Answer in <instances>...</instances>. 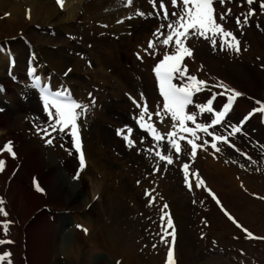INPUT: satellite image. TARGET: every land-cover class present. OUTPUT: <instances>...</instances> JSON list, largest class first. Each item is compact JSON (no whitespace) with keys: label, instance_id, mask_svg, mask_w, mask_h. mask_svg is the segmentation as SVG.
Listing matches in <instances>:
<instances>
[{"label":"bare ground","instance_id":"bare-ground-1","mask_svg":"<svg viewBox=\"0 0 264 264\" xmlns=\"http://www.w3.org/2000/svg\"><path fill=\"white\" fill-rule=\"evenodd\" d=\"M121 1L119 0V2ZM54 3L56 8L53 1L50 0H0V69L7 68L6 59H8V54L6 51L10 49L14 51L10 54L14 61L13 75L16 76L17 70L26 66L27 53L30 49L32 58L29 61V67H35L37 74L40 76L47 73L48 78L42 77L45 82L49 80L50 85L54 88L66 89L80 103L89 104L88 112L77 121L85 167L80 170L79 163L72 164L73 167H70V171L69 167H66L68 169L67 173L71 174L76 181L75 183H77V188H67L64 181L68 180V176L59 173L57 168L62 165L60 164L61 160L66 158V153L63 152L64 149L57 150L53 144L46 142L47 139H51L50 137L55 135L51 128H48L51 135L46 138L44 133L38 132V127H48V117L44 112L38 94L31 88L33 90L32 93L38 98L37 102L35 97L30 94L25 95V99H21L12 90L11 82L0 78V107L4 108H0V132L3 133L0 138V160L4 161V169L0 171V199L4 200V207L8 213L6 218L0 217V220L7 219L12 222L8 234H0V240L5 237L4 241H10L8 237L11 232L13 230L17 232L16 238L11 243L0 244V255H2V252L9 254L6 260H16L17 264H107L106 260L100 257V252L102 254L105 252V254L107 253L106 255L115 258L112 264L116 261H119L117 264H164L169 247H171L173 258L178 257V254L183 251L184 258L186 257L185 260H188L189 264H195L197 255L203 256V254H195L191 231L187 229L188 225L185 223L184 217L181 216V209L185 207L184 204L186 202H181V198L175 190L178 183L170 182L173 180H170V173H163L165 177L164 179L161 178L162 174L158 171L157 166L155 167L154 159H150L148 156L150 149L151 151H160L162 154H165L166 150L162 148L161 144L154 147L157 142L153 140L152 136L147 131L144 132H147L150 139L137 133L129 120L130 117L136 122L134 117L141 111V108H137L132 99H130L132 97L140 102L142 106L146 104L149 112L154 114L159 110L162 113L163 123H160L161 117L153 115L151 121H149L146 116L143 121L145 126L150 122L162 134L171 130V118L169 115L166 117L162 111L163 100L159 93L157 78L156 76L153 77V73H150L148 68L149 64L154 68L157 62L162 59L161 51H163V48L165 50V47L160 42L151 51H139L140 62L135 61L133 57L130 59L128 55L132 47L135 48L131 53L134 56V52H137L136 50H138L140 45H143L144 41L145 45L151 42L150 36L146 37L149 32H147L148 28L146 29V26L150 24L148 19V0H132L131 4L125 2L128 5H124V7L117 0H63L62 9H65V12L61 18L59 17V10H57L60 4L57 3V0H54ZM156 4L157 11L159 4ZM150 5L152 6V4ZM108 8L114 10L110 14V19L98 14ZM138 12H142L144 15H137ZM152 13L151 15L154 14ZM121 17H124L122 23L119 21ZM64 22L65 24H63ZM32 24L55 26L54 33H51L54 37L35 32L30 27ZM155 24L157 28L160 25L158 22ZM77 25L79 26L78 29L76 28ZM57 26H62L61 29L65 33L68 32L67 30H72L69 33L71 38L70 41L68 40L69 42H61L62 44L57 42L60 35V30L57 29ZM63 27L65 28L63 29ZM123 27L126 31L130 30V37L136 35V38H139L144 32L146 34L136 43L131 39H121L117 34ZM104 30L106 32L109 31V33ZM154 31H156V28ZM105 36L110 40L114 38L115 42L119 44L117 45L113 40L105 39ZM11 38H23L25 45L21 41L15 42V39ZM193 40L196 41V39ZM76 42H79L81 46L91 47L92 60L86 58L83 53H76L75 58L68 56L67 51L76 52L77 48H81V46L78 47L76 45ZM132 44L133 46H131ZM26 46L28 50H26ZM189 47L193 53L191 57L193 58L194 55V58L200 62L202 58L199 55L200 51H194V45ZM233 53L235 55L239 54ZM190 62L184 61L182 67ZM200 65L206 73L212 70L205 58L200 62ZM124 67L125 69H123ZM190 67L189 65V69ZM142 68L144 72L139 71ZM191 68L193 69V67ZM108 69L110 71L106 73L105 71ZM231 72L228 77L235 89L227 87L246 93L240 92L242 95L237 98L227 117L239 119V124L243 117L258 107L256 101L264 102V75L263 77H255L244 70L242 72L235 69H231ZM196 76L200 77L198 74ZM110 80L115 83V88L111 85ZM176 82L180 83L178 80ZM222 83L224 84V82ZM29 88L26 85L25 89L27 91H31ZM140 88H142V91ZM255 94H259L261 98L256 99L254 97ZM213 95V92L202 90L196 96L197 105L205 104ZM227 95L228 93H226ZM91 99L95 100L94 105L90 104ZM108 99H113L112 107L120 111L118 117L108 116L107 113L109 112H106V109H111L110 105L108 107ZM244 102H249L253 105V108L251 110L241 109V105ZM6 103L9 106H6ZM225 103L226 98H216L213 107L219 110ZM18 104L27 108H18ZM197 105H194V107L189 106L187 111L190 108H194V111L197 112V122L208 123L211 114L198 113ZM7 114H9L8 118L5 117ZM102 122H106L116 132L123 129L125 135L128 134L127 129L131 128L130 139L136 144L141 142L138 137L141 136L143 145H124L113 138L108 129L104 128L105 130H102L103 128H100L101 124L103 125ZM246 123L243 129L255 130L254 133L264 139V117L262 115L257 113ZM189 125L190 122H187L188 127L192 126ZM59 134L58 136L61 135ZM198 135L209 140L210 143L199 148L195 158H190V149L186 147L184 141H181L184 152L187 154L186 157L183 156L184 154L181 156L184 157V164L187 163L190 166L191 173L198 174L199 179L206 184L214 181H224L227 185L235 178L241 180L245 177L244 183L240 185L250 186L251 183H254L252 195H258L259 190L257 189L260 186L258 183H261V181L256 179L262 178L258 172L256 173L252 168L239 163L230 164L233 165V170L240 172L242 178L238 179L239 175L236 176L232 172V168H227L226 155L223 156L215 150L211 151L209 146L212 141L207 136H204L202 132L198 133ZM121 137L123 138L122 135ZM9 142H11V153L5 149ZM93 145H95L94 148ZM61 146L63 145H60V148ZM71 146L75 151V161L79 162V153L76 155L74 146ZM104 150L106 153L108 151L107 156ZM116 150H118V153ZM12 153L15 155L13 156ZM52 153L59 155V162L57 161L59 159H57V163H55ZM71 153H68L67 157H72ZM121 154L125 155L124 161L127 160L126 163L121 160ZM68 162L71 163L70 161ZM68 162L62 161L65 166ZM229 162L231 161L229 160ZM126 164L132 172L141 171L139 173L142 178L135 174L131 179L127 180V182H131V184L128 183L130 186L133 185L134 190L141 193L142 198L138 202L133 200L135 197L133 198V194L131 195L130 189H126L128 186L126 179L129 177L124 179L125 174L121 171L127 167ZM93 166L96 169L95 174L88 172ZM115 167L120 171L115 172ZM214 171L217 173H214ZM144 172L146 173L144 174ZM151 172L156 176L151 175ZM247 172L250 173L245 176ZM228 173L232 175V178L227 175ZM90 174H92V179L93 176L95 179L98 178L96 175L99 176L100 180H98L102 183H98V181L96 182L93 179L94 183L98 184L99 190H95V187H90L88 181ZM182 175H184V172ZM191 178L193 183L196 184L197 177L191 175ZM37 185H39L41 191L37 190ZM139 186L140 188L138 189ZM181 188H179V191ZM206 189H210L215 196L217 194L216 197L221 203L218 197L219 193L211 187L207 185L200 188L194 187L191 191L196 195L193 201L196 213H199L201 208L211 209L213 206L215 200L212 199ZM146 192L150 193V196H146ZM191 195L189 194V198ZM92 198H97L98 201L93 202L94 199L91 200ZM144 198L147 200H144ZM150 201H154L151 206H149ZM164 205L168 207L165 209ZM138 212L141 213V216L136 215ZM165 213L170 215L175 228V240L170 245L161 242L164 228H166V218L162 221L161 216L165 215ZM150 216L157 217L156 223L150 222ZM103 217H106V219L104 218L103 220ZM64 225L65 227H63ZM143 227L144 231H142ZM138 229L141 231L140 239L136 240L138 238L137 235H139L137 233ZM88 231H91L89 235ZM167 231L171 232L172 229H167ZM143 232L144 236L141 238ZM64 235L69 237V243L66 246H62L63 249H61L59 248L60 237ZM167 239L172 241L171 236H167ZM71 244L73 245L72 249L68 250ZM149 244L151 252L146 253L142 246ZM200 244V247H202L203 244ZM161 253L164 261L161 259Z\"/></svg>","mask_w":264,"mask_h":264},{"label":"rangeland","instance_id":"rangeland-1","mask_svg":"<svg viewBox=\"0 0 264 264\" xmlns=\"http://www.w3.org/2000/svg\"><path fill=\"white\" fill-rule=\"evenodd\" d=\"M50 1H53L54 7L56 8L54 0H50ZM117 1H118V3H120L121 6L123 4L122 7H124V5L125 6L128 5V4H125V2L128 3L127 0H122V1L120 0L121 2H119V0H117ZM71 2H73V1H71ZM149 2H150V0H148L149 5L147 6L148 7V14L151 11L154 14L151 12L153 15H151V13H150V15H148V19L150 21V24H147V26H146V29L148 28L147 32L149 31L147 33L146 37L148 38V36H150L151 42H153L155 47H156L157 44L160 43L164 37L161 36L160 39H157V37L154 36L152 33H155L157 31V29L160 28L161 23H162V25L165 26L163 31L166 35L167 34V24L172 22L170 20L174 21L176 18V17L175 18L172 17L171 13L173 11H176V10L178 12L179 9L172 7L171 0H163L166 7L168 6L167 9L169 12L170 19L167 21V20L162 19V16H163L162 10L160 11L161 17L157 16L156 9H152L153 5L151 6L150 4H152V3L151 2L149 3ZM156 3L159 4L160 0H156ZM261 3H264V0H254V3L251 6L246 3V0H227V2L223 5H221L218 2V0H216V2L214 3L218 23H221L225 30L233 33L235 35V37L240 41V52H239V54L235 55L231 50L230 51L226 50L227 52H230L231 53L230 54V53H227L226 51L219 50V48L213 49L212 46L208 42L203 40L202 38H200V40H199L198 38L193 37V38L189 39L190 41L189 40L187 41V45H189V46L194 45V51H196V50L198 52L200 51L199 55L202 57L200 59V62H202L203 58H205V61L212 68V70L209 71V73H206V72H204V69L200 65V62L194 58V55H193V58L187 57V56H186V59L184 58V61H186V60L191 61L190 63H188V65L186 64V67L188 66L187 74L192 75V76H196L198 74L200 77H198V76H196V77L199 80L207 82L206 83L207 86L203 90L206 89V91L213 92L214 94L221 92L223 90L220 88L214 87V85H216L218 83H222V82H224V85H226V87L227 86L231 87V88L233 87L235 89V87L231 85L230 79L228 77V75H231V73H232L231 69H235L237 71L241 70L242 72L244 70L252 76L263 77V75H264V73H263L264 72V35H263L264 34V31H263L264 30V27H263V25H264V11L260 10L261 9L260 8ZM58 8H57V10H59V17L61 18V17H63L65 9H62L61 5H59ZM250 9L255 10V15L249 16L247 23H242L240 25H237V22H236L237 18H240L241 20H243L244 16L247 15V13L249 12ZM227 10H230V15L227 16L225 21H220L219 15L221 13L226 12ZM113 12H114V10H110V8H108V9H105L103 12H100L98 14L100 16H106L108 19H110L111 18L110 14H112ZM152 19H154V20H152ZM157 19H158V21H157ZM262 20H263V22H262ZM120 22L122 23L123 19ZM156 22H158L160 24L158 28L156 27V24H155ZM63 24H65V22ZM260 24H262V25H260ZM45 25L46 24H32V25H30V27L35 32L37 31L39 33L46 34L49 36L52 35L55 31V29H54L55 26H49V25L45 26ZM87 25H88V23H87ZM153 25H155V26H153ZM62 26H57V29L60 30L59 34L61 35V36L59 35V38L57 39V42L59 44H62L61 42L64 43L68 40L69 41L71 40L69 33L72 30H67L68 32L65 33L61 29ZM64 28L65 27H63V29ZM76 28L78 29L79 26L77 25ZM155 28H156V31H154ZM50 29H51V32H50ZM52 30H54V31H52ZM104 31L106 32V30H104ZM106 33H109V31H107ZM144 34H146V32H144L142 35H140L139 38L138 37L136 38V35L133 37H130V30L126 31V29L123 27V29L120 32H118L117 36L121 39H129V40L131 39V40H133V42L136 43L138 40H140L142 37H144L143 36ZM52 36L54 37V35H52ZM11 39H15V42L21 41L24 44V42L21 40V38L20 39L19 38L18 39L17 38H11ZM105 39H108V37L105 36ZM116 39H117V37H116ZM193 39H196V41H198V42H196ZM108 40L109 41L113 40L115 42L114 38L111 40L110 39H108ZM204 42H206L207 44ZM116 44L118 45L119 43H116ZM148 44L149 43H147V45H145V41H144L143 45H140L138 47V50H136V51L139 53L140 50H151L148 48ZM160 44H162V43H160ZM76 45L78 47L81 46V44L79 42H76ZM131 46H133V44ZM26 50H28L27 46H26ZM76 50H77L76 52L67 51L68 56L71 58H75L76 53H79V54L83 53V54H85L86 58H89L90 60H92L91 58H93V55H92V51H91L90 46H81V48H77ZM134 50H135V48L132 47L128 53L130 59H132V57H133V55L131 53ZM8 51L10 52V50H8ZM51 51H54V50H51ZM165 51H170V49H165ZM65 52H66V50H65ZM163 53H165V52H163ZM30 55L28 54L27 59L31 58ZM134 60H135V58H134ZM189 65L191 67H193V69L191 67L189 69ZM126 67H128V66H126ZM22 69L17 70V74L20 76V79H18V80H19V83L26 84L27 80H25V75H24L25 71H23ZM123 69H125V67ZM0 70H1L0 71V78H4V79L7 78V80L12 78L11 77L12 73L10 74L9 70L7 68L6 69L2 68ZM108 71H110V70L108 69L105 72L108 73ZM139 71L144 72V69L142 68ZM202 75H203V77H202ZM209 78H211V79H209ZM220 79H222V80H220ZM219 81H221V82H219ZM110 83L115 88V83L111 80H110ZM20 86H22V85L21 84H19V85L13 84L11 87L13 88L12 90L17 93L18 92L17 89ZM140 90L142 91V88H140ZM240 92H243V91L240 90ZM243 93L246 94L245 92H243ZM23 96H25V94H22V97ZM219 97H221V96H219ZM254 97L256 99L261 98V96L259 97V94H255ZM110 100H111V102H110ZM110 100L107 103H109L108 107L110 105L111 109H106V112H109L107 114L110 117H113V116H114L113 118L118 117L120 111L117 110L116 108L112 107L111 104L113 102V99H110ZM0 106H1V104H0ZM6 106H9V104L6 103ZM24 107L25 106L18 104V108L24 109ZM0 108H3V107H0ZM25 108H27V107H25ZM252 108H253V105L250 104L249 102H244V104L241 105V109L251 110ZM191 110H193V109H191ZM191 110H190V112H191ZM192 112H196V111L193 110ZM110 114H112V115H110ZM5 117L8 118L9 114H7ZM129 120L131 121V124H133L134 128L138 131V133L140 135H142V136L144 135L145 138L150 139V136L146 132H144V130H142L136 124V122H134L133 119H129ZM229 120H232L233 124H238V122H239V119L233 118V119H229ZM226 122L228 124H232L230 121H228V119L226 120ZM102 123H103V125L101 124V126H100V128L101 127L103 128V129L101 128L102 130H105L104 128L108 129L111 132V134H112L111 136H113V138L119 140L124 145H128L122 139V137L120 135H118L117 132H115L114 129H112L110 127V125H108L106 122H102ZM190 125H192V126H190ZM190 125H189L190 127L194 126L191 122H190ZM139 130H141V131H139ZM212 130H214V129H211V131ZM219 131H221L222 134H225V135L227 134L223 130H219ZM253 131H255V130L242 131V133L237 134L236 136L232 137L231 142H232V144L235 145V148L229 147L223 143H219L218 147L221 148V151L219 153L223 156L226 155L225 157L227 159L225 157L224 158L227 160V163H228L227 168L230 169L233 167V165H230V164L239 163V164H242V165L247 166L249 168H252L253 171H255L256 173L258 172L259 176L262 177L260 179L259 178L256 179V180L261 181V183H258L260 185L258 187V189L256 188L257 190H259L258 195H252L254 183H251L250 186L240 185V184L244 183L245 177L242 178V176L240 175V172L237 170H233V168L231 169L232 172H234L236 176L239 175L238 179L242 178L241 180H237L236 178L234 180L232 179L233 181H230V183L227 185L225 184L224 181H221V180H219L221 182L214 181V182H211L209 184L204 183V185L211 187L213 190H216L219 193L220 196L218 195V197L221 200L220 204L223 206V209H225L235 219V221L242 227H237V224L233 223L232 220H229L228 217L225 215L224 211L221 210V206L218 205L215 201L213 202V206L211 207V209H202L201 208L199 213L197 212L198 214L195 212V210H194L195 206H194L193 201L196 198L195 197L196 195L194 194V192L189 190L188 186L186 187V183H184L185 182L184 175H182L183 174L182 166L184 164L183 159H184V157L187 156V154L184 151L181 154V155L184 154L183 155L184 157L180 155L179 159H177V158H174V157H176V155H174L175 153L173 150L172 154H173V158H174L173 161L174 162L171 165H168L166 163V161H161L159 159V157L156 156V154H154V153H156L155 150L151 151V149H150L148 151L149 158L154 159L155 167L157 166L158 171L161 172V174H162L161 178L164 179V177H165V176H163V173H165V174L170 173V177H171L170 180L171 179H173V180H171V181L169 180V181L171 183H176V182L178 183L175 190L178 192V194L181 198V202H186L184 204L185 207H183L181 209L182 211L180 213H181V216L184 217L183 219H184L185 223L188 225L187 229H189L191 231L190 233H191L192 238L191 237L190 238L193 242L195 254L197 255L198 253H200V254H203V256H204L203 257L201 255H197L198 257L195 258V262H194L195 264H224L225 262H226L225 264H264V141L261 137H259L258 134L253 133ZM2 134L3 133L0 132V138L3 136ZM58 134L59 133L57 132L55 134L56 136L53 135L50 138L53 140L52 144L56 147L57 150H60L62 148L64 149L63 152L66 153L65 154L66 158L64 160H61L60 164H62V165H59L60 167L57 164V166H58L57 168H58L59 173H61L62 175L68 176V178H67L68 180L64 181L67 188L75 189V188H77V183H75L76 181L71 176V174L67 173L68 169H66V167L67 168L69 167V171H70V167H73L72 164H77V162L75 161V158H74L75 157L74 156L75 151L71 146L72 142L70 140L69 135H63V134L60 135L59 134L61 136L60 137V136H58ZM185 135H187V134H185ZM252 136H254V137H252ZM54 137H56V138H54ZM138 137H139V141H140L141 136H138ZM258 138L259 139L261 138V139L259 140ZM208 139L211 140V137H208ZM196 143L200 144V143H202V141H197ZM160 144H161L162 148H164L165 150L170 147V145L168 146V144H167V139H164L163 141H161L159 143V145ZM162 144L163 145L165 144V145L163 146ZM236 144H239V145H236ZM0 145H1V141H0ZM60 145H63V146H61V148H60ZM138 145H143V144H142V142H138ZM94 146L95 145H93V148H94ZM119 147H121V145H119ZM209 147H210L211 151H214V149H212L211 146H209ZM98 149H100V148H98ZM237 149L239 151H237ZM105 150H104V152L106 153ZM101 151H103V150H101ZM116 151L118 153V150H116ZM70 152H72L71 154L73 156L67 157L68 153H70ZM107 153H108V151H107ZM107 153H106V156H107ZM165 154H167L166 151H165ZM52 156L54 158L55 163H57V161L58 162L60 161V157L56 153H52ZM106 156H105V158H106ZM121 156H122L121 160L124 161L125 155L121 154ZM137 156H139V155L137 154ZM57 159H59V160H57ZM187 160H188V158H187ZM229 160L231 162H229ZM62 161H66V162L70 161L71 163L68 162L67 165L65 166V163H62ZM126 161L127 160H125L124 162L126 163ZM106 162H108V161H106ZM228 166H230V167H228ZM105 167H107V166H105ZM148 167H150V166H148ZM143 168H145V167L143 166ZM241 168L246 169L245 167H241ZM95 170L96 169L93 166L91 169L88 170V172L95 174V172H96ZM114 170H115V172L120 171L117 167H115ZM129 170H130V172H129ZM190 170L191 169L189 166V173L191 174ZM121 171H123L125 174L124 179L129 177L128 179H126V182H127V180L131 179L132 176H134L135 174L138 177L141 176L139 173L141 171L132 172L128 165H127V167L123 168ZM126 171H127V173H126ZM153 172H151V175L156 176L153 174ZM145 173L146 172H144V174ZM214 173H217V172L214 171ZM249 173L250 172L245 173V176ZM92 174H90V176L88 177L89 185H90V187H93V188L95 187L94 188L95 190H99L98 184L96 185V183H94V182L95 181L96 182L98 181V183H102V182L99 181L100 178L98 175H96L98 177L97 179H95L93 176V179L95 180V181H93V179L91 178ZM227 175H229V177L232 178V175L230 173H228ZM141 178H142V176H141ZM189 179H191L190 182L192 184V187L194 188L195 184L192 181L191 175H190ZM128 182L131 184L130 181H128ZM128 182L126 183L128 185L127 186L128 188L126 187V189L127 190L130 189L131 195L133 194L132 195L133 198L135 197L133 200L138 202L140 200V198H142L141 193L139 191L134 190V188L132 187L133 185L130 186V184ZM145 182H147V181H145ZM178 187L179 188L182 187L180 191H179ZM139 188H140V186L138 187V189ZM229 188H231V189H229ZM242 189L245 190L246 192L243 191ZM234 191H236V192H234ZM191 193H192V195H191ZM189 194L191 195L190 198H189ZM243 194H245V195H243ZM255 194H257V193H255ZM96 195H98V194H96ZM186 195H188V196H186ZM259 195H260V197H258ZM216 196H217V194H216ZM261 196H263V197H261ZM191 197H193V198H191ZM256 197H258V198H256ZM97 198H92L91 200L94 199L93 202H97L98 201ZM144 200H147V199L144 198ZM133 206H134V203H133ZM141 206H142V204H141ZM135 207H136V205H135ZM136 215L141 216V213L138 212V214H136ZM104 218L106 219V217H103V220H104ZM154 218H156V219H154ZM149 220L151 223H154V222L156 223L157 217L150 216ZM63 227H65V225ZM68 227H69V225H68ZM245 229L247 230V233L252 234V238H250L247 235V233L244 231ZM142 231H144V227L142 228ZM140 232L141 231L138 229L137 233L139 235H137L138 238L136 240L140 239ZM90 233H91V231H88V235ZM193 234H196V235L193 236ZM16 236H17V232L15 230H13L11 232L10 236L8 237V239L10 241H12L13 239L16 238ZM142 236H144V232H143V235H141V238H142ZM154 237H156V235H154ZM60 239H61V241H60L59 248L63 249L62 246L68 245L69 237L67 235H64V236L60 237ZM1 240H5V237H2ZM200 243H202L204 247L203 246L200 247L201 246ZM72 246L73 245L71 244V247H69L68 250L70 248L72 249ZM138 246H140V245H138ZM142 248L144 249V251L146 250V253L151 252L150 244L147 246H142ZM182 252L183 251H181V253L178 254L179 255L178 257L177 256L174 257V264H189L188 260L187 261L185 260L186 257L184 258V252L183 253ZM100 253H101L100 257L105 259L107 264H112L113 259H115L114 257L112 258V257L106 255L107 253L105 254V252H104V254H102V252H100ZM4 254L5 253L2 252V255H4ZM100 257H98V258H100ZM161 259H162V261H164V257L162 258V253H161ZM8 260H10V259H8ZM13 263L17 264V261L11 260V264H13ZM117 263H119V261L114 262V264H117ZM4 264H7V260L4 262ZM164 264H166V261L164 262Z\"/></svg>","mask_w":264,"mask_h":264},{"label":"snow or ice","instance_id":"snow-or-ice-1","mask_svg":"<svg viewBox=\"0 0 264 264\" xmlns=\"http://www.w3.org/2000/svg\"><path fill=\"white\" fill-rule=\"evenodd\" d=\"M127 2L128 4H131L132 0H127ZM150 2L152 3L153 8L157 9L156 0H150ZM215 2L216 0H171L172 7L179 9L178 12L173 11L171 13V16L176 17V19L167 24L166 35L163 31L165 27L164 25H161L160 28L153 33L157 39H160V37L163 36L164 38L161 41L162 45L166 49H172L171 51H166L164 53L163 59L159 61L154 69L159 84L160 95L163 97L162 111L163 114L169 115L171 118V130L162 134L150 122L145 126L143 121L146 116L149 121H151L153 115L161 117L160 123H163L164 120L161 111L158 110L153 114L149 112L146 104L142 106L140 102L130 97L136 107L141 108V111L134 117V119L140 128L147 131L152 136L153 140L157 142L154 147L162 140L167 139V144L170 145V147L166 149L167 154H162L160 151H157L156 156H158L161 161H166L168 165H171L174 162L172 154L173 150L177 159H179V156L184 151V148L180 143L181 141H184L186 147L190 149V158H195L197 150L210 143L209 140L198 135L200 132H202L204 136L211 137L212 142L210 146L216 152L221 151V148L218 147V142L235 148L230 137L242 133L243 125L257 113L264 117V102L256 101L258 107L254 108L250 113L243 117L239 124H228L226 122L228 114L231 112L237 98L242 94L238 91L228 89L223 83L214 85V87L220 88L223 91L214 94L205 104L196 106L198 108V113L211 114L208 123H198L197 113L187 111L189 106L195 105V94L201 92L203 88L207 86L205 81L199 80L196 76L188 75L186 66L182 67V61L184 58L186 56H192V49L187 46V41L192 37L198 39L202 38L207 41L213 49L219 48L221 51L231 50L236 53L240 52V41L233 33L225 30L221 23H218L214 7ZM218 2L223 5L227 0H218ZM57 3L62 6L63 0H57ZM246 3L251 6L254 3V0H246ZM260 8L264 11V3L260 4ZM161 10L163 12L162 19L169 20V12L163 0H160L157 16H160ZM137 15H144V13L138 12ZM228 15H230V10L221 13L219 15V20L225 21ZM251 15H255V10L250 9L247 15L244 16L243 20L237 18V25L247 23L248 17ZM154 47V43L149 42L148 48L153 49ZM138 58L140 57L138 56ZM28 76L31 81L30 87L38 92L42 107L48 117V127H38V132L44 133V137L46 138L51 135L48 131V128H51L54 132L58 131L60 134L71 136V142L73 143L76 152L79 153L80 170H83L85 167V158L81 150V142L78 135L79 125L77 121L88 112L89 104H82L76 101L66 89L63 91L53 90L44 79L37 74L35 67H29ZM174 80H178L180 83H173ZM185 80H187L186 83ZM225 93H228L226 96V103L221 109H215L213 105L216 97L223 96ZM141 99H143V97H141ZM90 104L94 105L95 100L91 99ZM187 122H191L194 127H188ZM210 129L214 130L210 131ZM219 130H223L227 134H222ZM127 133L128 134L125 135L123 129L117 131V134L122 135L123 139L129 146H133L134 141L130 139L132 129L128 128ZM196 141H202V143L198 144ZM46 142L52 144L53 140L47 139ZM141 142H143V139H141ZM5 149L11 153V142L5 146ZM237 151L239 150L237 149ZM12 155L14 156L15 154L12 153ZM3 169L4 161L0 160V171H3ZM182 170L184 172L185 183L190 191L193 190L189 179L190 175H195L197 177L195 184L196 188L204 186V181L199 179L198 174L189 173V165L187 163L183 164ZM36 187L38 191H41L39 185ZM206 190L208 191V194L212 196V199L221 206V210L224 211L228 219L237 224V227H242L225 209H223V206L220 204V201L215 194L212 193L210 189ZM146 196H150V193L146 192ZM152 202L154 201H150L149 206H151ZM4 204V200L0 199V217L6 218L8 213ZM163 207L166 209L168 206L164 205ZM165 218L166 228H164V235L161 242L170 245L173 244L175 240V228L170 215L165 213V215L161 216L162 221H164ZM11 223L12 222L7 219L0 220V234L7 235ZM162 227L164 226L162 225ZM167 229H172V231L168 232ZM244 231L247 233L246 229ZM247 235L252 238L251 233H247ZM167 236H171L172 241H169ZM6 242L11 243V241L0 240V244ZM8 255L9 254L0 255V264H4ZM7 264H11V261L7 260ZM166 264H174L173 250L171 247H169L167 252Z\"/></svg>","mask_w":264,"mask_h":264}]
</instances>
